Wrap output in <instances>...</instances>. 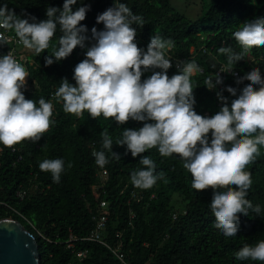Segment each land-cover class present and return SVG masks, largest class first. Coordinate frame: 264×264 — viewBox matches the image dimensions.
I'll return each mask as SVG.
<instances>
[{
	"label": "trees",
	"instance_id": "16d2710c",
	"mask_svg": "<svg viewBox=\"0 0 264 264\" xmlns=\"http://www.w3.org/2000/svg\"><path fill=\"white\" fill-rule=\"evenodd\" d=\"M119 2L144 19L143 28L134 25L140 48L146 51L150 38L159 33L174 42L169 51L171 55L185 62H195L204 71L191 76L197 114L211 117L223 107L216 90L224 91L231 86L237 89L238 97L247 86L237 85L236 77L227 75L222 77V89L218 85L210 91L205 81L212 76L214 82L220 65L227 64V57L218 52L220 47H231L236 53L241 51L233 32L240 24L264 17V0H214L204 14L205 23L192 22L175 12L170 0ZM4 4L14 9L18 17L29 22L35 17V22H40L47 20L48 7L62 10L64 0H0V6ZM82 6L89 8L86 19L81 22L87 27L89 37L84 49L77 47L67 59L45 66V58L59 47L58 39L63 35L59 27L45 52L37 56L32 51L38 66L30 67L32 87L22 91L26 99L50 101L54 123L38 143L23 141L12 148L0 144V219L18 221L35 237L42 264H261L238 261L234 254L245 244L254 246L264 239V146H259V155L245 169L251 172L253 182L247 199L253 207H261V215L251 210L249 216L241 215L237 236L226 238L213 227L212 189L203 192L193 189L191 173L183 167L178 155L163 157L155 148L142 154L154 161L157 174L165 175L150 189L133 186L131 173L142 168L139 164L142 156L133 158L130 152L126 154V146L115 143L122 138L123 130H138L143 127L142 122L130 120L121 126L103 116L94 120L87 112L81 115L64 112L62 102L55 97L60 81L67 78L75 86V66L86 58L87 48L95 42L91 38L92 28L104 30V25L96 22L97 16L114 7L115 0H78L73 11ZM9 34L16 37L14 31ZM192 47L193 53L190 52ZM6 49L7 45L0 46V55ZM251 58L255 60L253 68L259 67L264 77V47L250 49L244 60L233 67L242 77L248 72L246 67ZM151 74V71L145 72L142 80ZM175 74L178 73L174 64L168 75ZM255 87L258 90L259 86ZM224 95L230 107L237 97L226 91ZM104 129L112 137L113 151L120 160L102 148ZM93 147L96 151L104 150L108 156L109 163L103 167L109 174L105 192L93 189L97 184ZM57 158L65 161L59 183L53 182L52 175L39 168L41 161ZM23 190H27V194L21 197ZM133 193H138L136 198ZM101 199L108 201L105 239L112 248L121 245L124 263L105 246L86 240L93 230V215ZM177 203L182 206L177 207ZM174 214H177L176 219ZM81 252H86V256L79 257Z\"/></svg>",
	"mask_w": 264,
	"mask_h": 264
},
{
	"label": "clouds",
	"instance_id": "9594fccd",
	"mask_svg": "<svg viewBox=\"0 0 264 264\" xmlns=\"http://www.w3.org/2000/svg\"><path fill=\"white\" fill-rule=\"evenodd\" d=\"M77 2L64 0L62 10L48 7L47 20L40 22H35V17H31L33 22L18 17L6 4L0 6V29L14 31L21 43L20 51L29 58L25 70L11 51L0 57V144L3 146L12 148L23 141L38 143L54 123L53 104L43 98L38 102L26 99L22 90L32 87L30 67L38 66L32 51L39 56L50 47L58 24L63 35L58 39L59 47L45 58V66L67 59L77 47L85 48L88 29L81 22L86 19L89 8L82 6L73 11ZM96 22L103 24L104 30L92 28L91 38L95 42L87 48L86 58L75 66V86L64 78L55 92L64 112L74 115L87 112L94 120L103 116L121 126L130 120L142 122L143 127L138 130H123L122 138L115 145L126 146V154L130 152L133 158L154 148L163 157L178 155L183 167L191 173L192 188L197 192L213 191L210 203L215 217L213 227L226 238L237 236L241 215L249 216L250 210L257 216L262 212L259 205L253 207L247 199L253 182L251 172L245 169L259 155V146H264V77L259 67L253 68L254 58L248 61V72L242 77L233 65L244 60L250 49L264 47V17L240 24L233 32L241 48L239 53L231 47L218 49L227 57V64L220 65L214 82L212 76L206 79L207 88L212 91L220 85L222 89V77L227 75L236 77L237 85L247 86L238 97L236 88L224 89L237 97L230 107L224 91L216 90L223 107L211 117L201 116L194 110L196 100L191 76L204 71L195 62H178L180 59L169 53L174 47L171 39L155 33L146 51L140 48L134 25L143 28L144 19L119 0H115L114 7L99 14ZM8 43V38L0 33V46ZM172 61L178 74L169 77L168 71L174 66ZM148 71L152 74L142 80ZM255 86H259L258 90ZM101 135L102 148L120 160L113 151L108 130L104 129ZM104 150L92 153L101 168L109 163ZM139 164L142 168L131 173L134 187L147 190L164 178L163 172L157 174L149 156L143 155ZM39 168L59 183L65 161L45 159ZM234 255L238 261L264 264V239L254 246L245 244Z\"/></svg>",
	"mask_w": 264,
	"mask_h": 264
},
{
	"label": "built area",
	"instance_id": "2783aa9c",
	"mask_svg": "<svg viewBox=\"0 0 264 264\" xmlns=\"http://www.w3.org/2000/svg\"><path fill=\"white\" fill-rule=\"evenodd\" d=\"M0 33H3L8 38V41H9L5 53L0 55V57H2L3 55H7L11 51L12 55L18 60L19 63H21L24 66L26 70L27 65L29 64V58L25 53H22L20 51L21 43L19 42L18 38L10 35L9 34L10 30L0 29ZM203 50L204 52H206L205 49ZM180 61L181 60H179L178 62ZM222 67H225V66H222ZM225 71L227 72L226 67H225ZM93 151H96L94 147H93ZM108 176L109 174L106 168H101L97 166V173H96L97 184L93 188L95 192H99V191L105 192V187L107 184ZM33 188L35 189L36 187H33ZM26 194H27V190H23L20 196L24 197ZM137 195L138 193H133V197L136 198ZM107 209H108V201L106 199H101L99 203L98 211L96 214L93 215V221H94L93 230L91 231V234L89 235V237L86 238V240L92 241L94 243H98L102 246H105L116 256L118 260L124 263L125 257H124V253L120 251L121 245H118L117 247L112 248L111 245L105 239V234L107 232L106 227H107V221H108ZM176 218H177V214H174V219ZM78 256L79 257L86 256V252L78 253Z\"/></svg>",
	"mask_w": 264,
	"mask_h": 264
},
{
	"label": "water",
	"instance_id": "95a60500",
	"mask_svg": "<svg viewBox=\"0 0 264 264\" xmlns=\"http://www.w3.org/2000/svg\"><path fill=\"white\" fill-rule=\"evenodd\" d=\"M35 237L18 221L0 219V264H42Z\"/></svg>",
	"mask_w": 264,
	"mask_h": 264
},
{
	"label": "rangeland",
	"instance_id": "374dc122",
	"mask_svg": "<svg viewBox=\"0 0 264 264\" xmlns=\"http://www.w3.org/2000/svg\"><path fill=\"white\" fill-rule=\"evenodd\" d=\"M170 2L175 12L183 15L186 19L192 22L201 20L202 23H205L203 21L204 14L211 7L214 0H170ZM59 27L60 26L58 24L57 29ZM190 51L192 52L193 48H191ZM26 87H30V85L27 84ZM176 206L180 207L182 205L177 203ZM181 209L182 208H180L179 210Z\"/></svg>",
	"mask_w": 264,
	"mask_h": 264
}]
</instances>
